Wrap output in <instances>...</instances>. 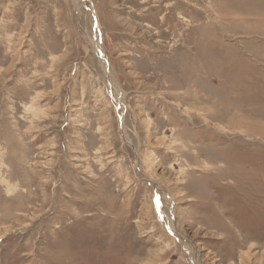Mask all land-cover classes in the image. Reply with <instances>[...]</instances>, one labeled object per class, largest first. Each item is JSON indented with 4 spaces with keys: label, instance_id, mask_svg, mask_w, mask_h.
Masks as SVG:
<instances>
[{
    "label": "rangeland",
    "instance_id": "obj_1",
    "mask_svg": "<svg viewBox=\"0 0 264 264\" xmlns=\"http://www.w3.org/2000/svg\"><path fill=\"white\" fill-rule=\"evenodd\" d=\"M189 252L264 264V0H0V264Z\"/></svg>",
    "mask_w": 264,
    "mask_h": 264
},
{
    "label": "bare ground",
    "instance_id": "obj_2",
    "mask_svg": "<svg viewBox=\"0 0 264 264\" xmlns=\"http://www.w3.org/2000/svg\"><path fill=\"white\" fill-rule=\"evenodd\" d=\"M90 5H91V4H90ZM97 36L99 37V35H97ZM98 37H97V43H98ZM98 52H99V50H98ZM101 57H103V56H101ZM102 63H103V65H104V61H103V59H102ZM174 69H175V68H174ZM182 244H184V242H182ZM184 247L187 249V247H186L185 245H184ZM189 254H190V259H191L192 263H193V264H196L197 261H196V258L193 257L194 255L192 256V254H191L190 252H189Z\"/></svg>",
    "mask_w": 264,
    "mask_h": 264
}]
</instances>
